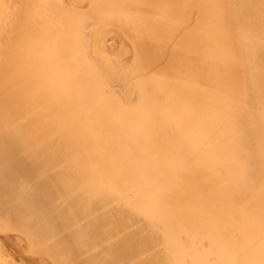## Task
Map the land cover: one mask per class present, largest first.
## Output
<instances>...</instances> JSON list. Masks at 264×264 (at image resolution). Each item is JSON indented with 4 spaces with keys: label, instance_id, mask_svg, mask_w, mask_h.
I'll list each match as a JSON object with an SVG mask.
<instances>
[{
    "label": "bare ground",
    "instance_id": "bare-ground-1",
    "mask_svg": "<svg viewBox=\"0 0 264 264\" xmlns=\"http://www.w3.org/2000/svg\"><path fill=\"white\" fill-rule=\"evenodd\" d=\"M0 1V264H264V0Z\"/></svg>",
    "mask_w": 264,
    "mask_h": 264
},
{
    "label": "rangeland",
    "instance_id": "rangeland-1",
    "mask_svg": "<svg viewBox=\"0 0 264 264\" xmlns=\"http://www.w3.org/2000/svg\"><path fill=\"white\" fill-rule=\"evenodd\" d=\"M8 0H6V2H7ZM76 3H77V1L76 0H74ZM8 3V2H7ZM78 3H81V1H78ZM8 4H10L11 5V3H8ZM0 5H1V1H0ZM12 5H14V3H12ZM85 5V4H84ZM87 8V7H86ZM5 11H6V15H5ZM15 7H10V6H6L5 5V7H4V9H3V12L1 11V8H0V31L2 30V29H6V30H3L4 32L2 33V35L4 34V36H5V39H6V37H8V34L9 33H11L12 32V27L14 26L13 25V17H14V14H15ZM3 14L5 15L4 17H3ZM7 16V19H5V17ZM2 32V31H1ZM0 42H2V41H0ZM127 55V60L128 61H131L132 60V58H131V55L132 54H130V53H127L126 54ZM7 233H9L8 235H10V241H11V243L13 244V243H15L16 242V238H14V235H15V233L14 232H7ZM0 237H4V234H2V233H0ZM16 237V236H15ZM21 244V246H22V250H24V251H26V252H28L29 251V248L26 246L27 244L25 243V242H23V243H20ZM25 247H27L26 248V250H25ZM23 251V252H24ZM33 251V250H32ZM25 254V253H24ZM26 256H27V258H29V256L31 257L30 259H32L31 261H30V263H29V261H26L27 262V264H42V263H40L39 262V258L40 257H38V254L37 253H35V254H32L31 252H28V254L26 253L25 254ZM16 256H18V255H16ZM15 258H17V257H15ZM26 258V257H25ZM26 258V259H27ZM16 260V259H15Z\"/></svg>",
    "mask_w": 264,
    "mask_h": 264
}]
</instances>
